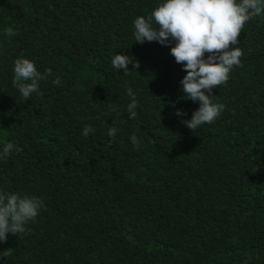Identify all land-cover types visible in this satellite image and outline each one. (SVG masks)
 I'll use <instances>...</instances> for the list:
<instances>
[{"label":"trees","instance_id":"trees-1","mask_svg":"<svg viewBox=\"0 0 264 264\" xmlns=\"http://www.w3.org/2000/svg\"><path fill=\"white\" fill-rule=\"evenodd\" d=\"M158 3L0 0V141L20 149L0 161V190L45 205L0 243L12 249L0 264H264V18L245 23L240 64L212 90L223 112L192 131L174 42L132 37ZM121 53L135 72L111 67ZM18 57L51 69L27 100L12 85Z\"/></svg>","mask_w":264,"mask_h":264},{"label":"clouds","instance_id":"clouds-1","mask_svg":"<svg viewBox=\"0 0 264 264\" xmlns=\"http://www.w3.org/2000/svg\"><path fill=\"white\" fill-rule=\"evenodd\" d=\"M254 17L264 18V0H159L149 15L137 16L133 21L132 37L135 43L156 42L170 47V55L185 75L179 81V90L184 99L198 103L191 118L182 121L190 130L213 122L224 110L212 90L229 79L234 66L240 64L242 50L237 37L246 22ZM233 45L234 47H229ZM207 53V55H205ZM111 67L122 70L124 75L135 72L128 69L139 67V62L127 54H113ZM51 75V69L43 72L37 69L34 60L18 57L13 61L12 85L27 100L32 94L39 95V84ZM53 83H59L53 80ZM130 102L127 110L135 115L136 95L131 88L125 90ZM174 106V105H173ZM175 115L185 113L176 109ZM90 124L83 126L81 135L87 137L94 132ZM118 129L107 128V136L112 138ZM134 147L139 146L135 133L129 137ZM18 146L11 142L0 141V161L7 158ZM41 197L24 192L0 190V243L9 235L19 237L28 229L26 225L33 221L44 208ZM12 249L0 251V259L7 256Z\"/></svg>","mask_w":264,"mask_h":264}]
</instances>
